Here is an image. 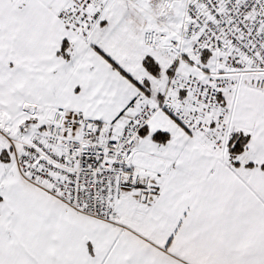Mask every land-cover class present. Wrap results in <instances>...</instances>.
I'll return each mask as SVG.
<instances>
[{"label":"snow or ice","instance_id":"obj_1","mask_svg":"<svg viewBox=\"0 0 264 264\" xmlns=\"http://www.w3.org/2000/svg\"><path fill=\"white\" fill-rule=\"evenodd\" d=\"M0 264H264V0H0Z\"/></svg>","mask_w":264,"mask_h":264}]
</instances>
